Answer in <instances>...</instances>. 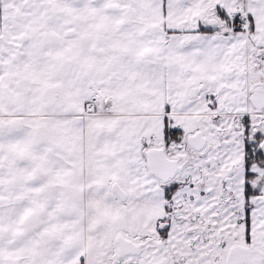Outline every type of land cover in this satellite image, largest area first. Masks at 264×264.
Wrapping results in <instances>:
<instances>
[{
	"label": "snow or ice",
	"instance_id": "1",
	"mask_svg": "<svg viewBox=\"0 0 264 264\" xmlns=\"http://www.w3.org/2000/svg\"><path fill=\"white\" fill-rule=\"evenodd\" d=\"M0 264H264V0H0Z\"/></svg>",
	"mask_w": 264,
	"mask_h": 264
}]
</instances>
